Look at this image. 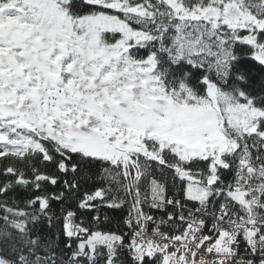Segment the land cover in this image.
<instances>
[{
  "label": "snow or ice",
  "instance_id": "obj_1",
  "mask_svg": "<svg viewBox=\"0 0 264 264\" xmlns=\"http://www.w3.org/2000/svg\"><path fill=\"white\" fill-rule=\"evenodd\" d=\"M0 264H264V0H0Z\"/></svg>",
  "mask_w": 264,
  "mask_h": 264
}]
</instances>
